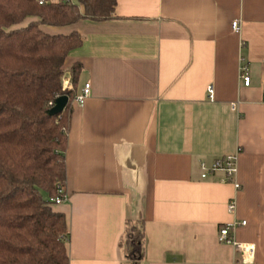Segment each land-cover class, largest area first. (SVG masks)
<instances>
[{
  "label": "crops",
  "instance_id": "1",
  "mask_svg": "<svg viewBox=\"0 0 264 264\" xmlns=\"http://www.w3.org/2000/svg\"><path fill=\"white\" fill-rule=\"evenodd\" d=\"M48 31L84 37L66 62L81 70L65 76L67 197L54 206L70 264H243L218 238L243 220L232 233L264 264V0H117L108 19ZM234 153L240 189L201 177V161ZM128 219L144 224L136 262L121 247Z\"/></svg>",
  "mask_w": 264,
  "mask_h": 264
},
{
  "label": "trees",
  "instance_id": "2",
  "mask_svg": "<svg viewBox=\"0 0 264 264\" xmlns=\"http://www.w3.org/2000/svg\"><path fill=\"white\" fill-rule=\"evenodd\" d=\"M117 0H0V264H70L66 216L52 198L65 193L69 104L49 109L69 70L70 53L84 41L78 31L51 33L87 18L113 16ZM84 11L80 10V6ZM127 261L144 257V224L126 221L121 242Z\"/></svg>",
  "mask_w": 264,
  "mask_h": 264
},
{
  "label": "built area",
  "instance_id": "3",
  "mask_svg": "<svg viewBox=\"0 0 264 264\" xmlns=\"http://www.w3.org/2000/svg\"><path fill=\"white\" fill-rule=\"evenodd\" d=\"M233 29L235 31L240 30V21L235 20L232 23ZM241 78L244 81L245 85H249L251 82V75L249 70L246 67H242L241 71ZM70 79L68 77H64L63 82V89L64 90H70L73 89L72 84L70 83ZM91 93V83L87 82L85 83L84 87L82 88L81 92L77 93L75 95V102L78 106H84L86 99ZM208 93L209 97L213 99L214 97V86L209 85L208 86ZM233 108H236V105H233ZM240 150V149H239ZM201 166V177L207 178L210 175L215 174L216 172H223L224 176L221 179L224 182H233L235 187L237 189L241 188L240 182L237 180V174H238V154H227L221 157H218L212 161L211 164H208L206 161L200 162ZM61 193H63V196H58L56 198H52V201H54L56 204L61 203L66 199V193L61 189ZM229 208L230 210H235L236 208V202L235 200H231L229 202ZM242 224H246V221L243 220L241 222H230L227 223L224 227L220 229L219 233V240L224 243H230L232 244L236 251L238 252L240 256V260L243 264H250L254 262L255 252L256 248L255 245L248 242H241L238 241L235 236L233 235V230Z\"/></svg>",
  "mask_w": 264,
  "mask_h": 264
},
{
  "label": "water",
  "instance_id": "4",
  "mask_svg": "<svg viewBox=\"0 0 264 264\" xmlns=\"http://www.w3.org/2000/svg\"><path fill=\"white\" fill-rule=\"evenodd\" d=\"M69 102V95L63 94L56 98L55 104L49 109V113L52 115L62 112Z\"/></svg>",
  "mask_w": 264,
  "mask_h": 264
},
{
  "label": "rangeland",
  "instance_id": "5",
  "mask_svg": "<svg viewBox=\"0 0 264 264\" xmlns=\"http://www.w3.org/2000/svg\"><path fill=\"white\" fill-rule=\"evenodd\" d=\"M45 30H48V28H45Z\"/></svg>",
  "mask_w": 264,
  "mask_h": 264
}]
</instances>
